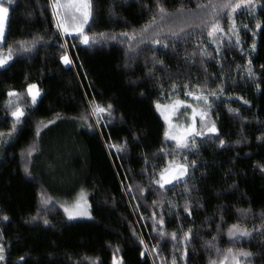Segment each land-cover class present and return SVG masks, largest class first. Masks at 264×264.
Returning a JSON list of instances; mask_svg holds the SVG:
<instances>
[{
    "label": "trees",
    "instance_id": "obj_1",
    "mask_svg": "<svg viewBox=\"0 0 264 264\" xmlns=\"http://www.w3.org/2000/svg\"><path fill=\"white\" fill-rule=\"evenodd\" d=\"M0 2L10 9L0 50L11 48L0 67V264H228L241 249L264 264V0H230L235 12L223 0H91L87 45L60 31L53 0ZM214 23L224 31L209 36ZM189 93L208 96L218 131L177 151L156 104ZM109 104L111 115L92 113ZM177 160L196 166L160 188ZM83 191L90 216L69 218L63 205ZM233 225L250 235L230 237ZM189 229V241L172 240Z\"/></svg>",
    "mask_w": 264,
    "mask_h": 264
},
{
    "label": "snow or ice",
    "instance_id": "obj_2",
    "mask_svg": "<svg viewBox=\"0 0 264 264\" xmlns=\"http://www.w3.org/2000/svg\"><path fill=\"white\" fill-rule=\"evenodd\" d=\"M9 2L11 3V0H9ZM241 2L244 4H248V5L252 4V0H241ZM78 3L80 5V7H78L76 10L81 13L82 22L79 26H77L74 29V31H76L80 34V38H81L82 42L87 45L90 43V41L95 42V37H90L89 35H87L84 32V28H83V25L88 23L89 18L92 15L91 0H78ZM240 6H241L240 3L232 4L230 2V0H223V3L219 5V7L221 9L230 8L232 10V12H235L236 9L239 8ZM253 7H254V5H253ZM9 10H10L9 7H6L4 5V3L0 2V39L4 38L5 24H6V20H7L8 16H9ZM160 10L163 11V8H161ZM54 14H55V12H54ZM57 27L62 28L63 25L58 24ZM255 27H256V29H260L262 27V23L260 20L256 21ZM244 28H248V25H244ZM64 31L66 32V31H68V29L64 28ZM216 31L223 32L224 29L219 27L218 23H214L212 25V30L209 31V36H212L213 33ZM231 31L234 32L235 42L237 45H239L241 43V41H240V36L238 34V30L236 29L235 22H233ZM100 35L102 36L103 34L101 33ZM253 37H255V32H253ZM111 39H115V37H111ZM229 39L231 40V37H229ZM154 42L159 43V41H154ZM21 48L24 50H27L23 44H21ZM251 48L253 51H255V49H256L255 41L252 43ZM8 59H11V48H9V55L7 58H5L3 55H0V66H3L7 62ZM61 59L63 60L65 65L72 63V61L70 60L67 53H65L63 56H61ZM248 64H249L248 74H249V76H252V75H254V73H253L252 68L250 67L251 60L248 61ZM261 67L264 68V65H262ZM186 87H187V85H186ZM257 87L259 88V85H257ZM28 93L31 96L33 103H35L37 96L40 95V92L37 89L35 84L28 85ZM220 93L221 94L223 93L222 87H220ZM16 95H18V93H16L15 91H9L8 92L9 97L16 96ZM188 95H193V94L189 93ZM210 95L216 96L217 93L212 92ZM199 98L200 97H198V99ZM202 99H203V102L205 104H208V96L207 95L203 96ZM9 103H11V101H9ZM177 103L183 104V101H177ZM245 103H248V101H245ZM159 107H160V105L157 104L158 109H159ZM111 109H112L111 104H109L107 107L94 105L92 108V113L95 115H100L103 113H108L109 115H111ZM210 110H211V105L209 104V106L207 108H204L199 112L201 124H202L204 131H198L195 128V126H190L180 135H170L169 131H165V133H164L165 137H170L172 140L176 141L177 146L179 148L187 149L189 147H195L194 143L189 144L187 142L189 137L192 136V134H195V136H206L207 133H216L218 131L215 122L208 119ZM229 111L232 112L235 110L230 108ZM11 115L13 118H15L14 123L12 125V129H13V131H15L16 122H19L20 118L24 116V112L21 108L17 107L14 111H12ZM195 115H196V113L194 111V118H195ZM85 119H86V117H85ZM0 135H2V134H0ZM237 142H239V141H237ZM219 143L221 146H223L225 144V141L223 139H220ZM111 147L117 148L118 151H123V146H118V145L114 144V145H111ZM29 155H31V151L29 152ZM190 166L195 167L196 161H191L190 164H188V163H183V164L172 163L171 168H166L163 171H161L160 179H157L154 182L156 184H158L160 186V188H163L165 184H170V183H172V181H178L181 177H185L188 174V169ZM262 167H264V166H262ZM25 171H27V169H25ZM186 190H187V188H186ZM141 191H143V189ZM47 202H48L47 200H44V203H47ZM78 205H79V202H78ZM64 211L68 214L69 218H72L73 216L90 215V213H88L86 210L70 211L69 208H67V207L64 208ZM185 211L189 212V214H190V208H189L187 202L185 203ZM3 219L7 220L8 217L4 216ZM44 223L48 224L49 221L47 219H45ZM159 224L161 226H163V224H164L163 217L160 218ZM154 229H155V226H154ZM161 233L163 234L162 227H161ZM228 234L230 237L249 236L250 235V233L246 229H241L237 225H233L229 229ZM171 238L174 241L182 240L184 242H187L191 238V229H189L188 232H185L182 237H177V234L175 232H173V233H171ZM141 243H143V240H141ZM227 252L232 254L233 250L228 249ZM183 255H187V252L185 251V253H183ZM252 256H253L252 252L245 251V250L241 249L237 253L231 255V261H232V264H247L248 258H250ZM241 257L244 258L243 261L241 260ZM19 259L21 261H23L24 257L21 256ZM227 259H228V257H225V260H227ZM4 260H5V248L2 244H0V261H4ZM93 264H96V262L93 261ZM113 264H118V261L116 260L115 257L113 258ZM173 264H176L175 260H173ZM212 264H216V262L213 261Z\"/></svg>",
    "mask_w": 264,
    "mask_h": 264
},
{
    "label": "rangeland",
    "instance_id": "obj_3",
    "mask_svg": "<svg viewBox=\"0 0 264 264\" xmlns=\"http://www.w3.org/2000/svg\"><path fill=\"white\" fill-rule=\"evenodd\" d=\"M53 7H54V10L57 12V16L59 17L58 24L63 25V27L60 28V31L63 34L78 33L74 31V29L77 26H79L82 22L81 13L76 10L78 7H80L78 0H53ZM85 25L86 24L83 25V28ZM64 28H67L68 31L65 32ZM0 55H3L5 58H7L6 54L1 50H0ZM35 85L37 89L39 90L37 84ZM192 94L193 95H188L189 99L186 101H183V104H178L177 101H181L178 99H175L170 102L157 103L160 105L159 109L157 108V104H156L157 111L159 112V114L161 115L165 123V129H166L165 131H169L170 135H180L190 126H195V128L198 131H204L202 124H201L199 112L202 109L207 108V107H205L204 104H202V97L200 93H197V94L192 93ZM39 96H37L36 101L38 100ZM198 97L200 98L198 99ZM194 111L196 113L195 118H194ZM208 119L211 120L210 116H208ZM207 134H210V133H207ZM194 137H197V136H195V134H192V136L189 137L187 142L191 144L192 138ZM165 138L166 140L174 144L177 151L185 149V148H179L177 146L176 141L172 140L170 137H165ZM172 163L183 164L181 161H178V160L169 161L167 165L161 171H163L166 168H171ZM160 173H159V179H160ZM183 178L184 177H181L179 180ZM174 182H177V181H172V183ZM170 184H165L164 186H167ZM78 202H79V205H78ZM65 207L69 208L70 211L86 210L88 213H90L88 192L87 191L81 192L74 202L70 204H64L63 210ZM66 215L68 216L67 213ZM89 216L90 215L73 216L72 218L89 217ZM116 260L118 261V264H120L119 260L118 259ZM228 264H232V261H230Z\"/></svg>",
    "mask_w": 264,
    "mask_h": 264
},
{
    "label": "crops",
    "instance_id": "obj_4",
    "mask_svg": "<svg viewBox=\"0 0 264 264\" xmlns=\"http://www.w3.org/2000/svg\"><path fill=\"white\" fill-rule=\"evenodd\" d=\"M6 23H7V20H6ZM5 29H6V24H5ZM4 35H5V30H4ZM3 39H4V38H3ZM3 39H0V45L2 44ZM8 60H9V59H8ZM8 60H7V62H8ZM7 62H6V63H7ZM6 63H5V64H6Z\"/></svg>",
    "mask_w": 264,
    "mask_h": 264
}]
</instances>
